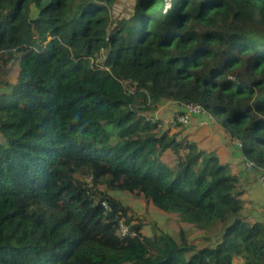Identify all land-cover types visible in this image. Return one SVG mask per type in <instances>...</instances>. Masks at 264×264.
Returning <instances> with one entry per match:
<instances>
[{
  "label": "trees",
  "instance_id": "16d2710c",
  "mask_svg": "<svg viewBox=\"0 0 264 264\" xmlns=\"http://www.w3.org/2000/svg\"><path fill=\"white\" fill-rule=\"evenodd\" d=\"M116 1L0 0V72L17 70L0 78V264H264V221L242 214L251 170L145 114L197 102L263 173L264 0L111 16ZM114 191L218 240L146 235Z\"/></svg>",
  "mask_w": 264,
  "mask_h": 264
},
{
  "label": "rangeland",
  "instance_id": "374dc122",
  "mask_svg": "<svg viewBox=\"0 0 264 264\" xmlns=\"http://www.w3.org/2000/svg\"><path fill=\"white\" fill-rule=\"evenodd\" d=\"M134 0H117L110 11L111 16L125 13L131 10ZM17 74L16 64L9 63L5 67V73L0 72V78L13 82ZM180 103L172 100H161L159 106L152 112H146L147 117L153 121L159 122L162 130L175 131L177 122L176 117L181 110ZM183 124L182 135L189 140L198 143L199 147L206 150L215 151L221 158L222 162L229 164L234 172H242L247 169L251 170L246 176L244 184V208L242 214L249 220L264 221V176L262 173H254L246 162L243 161V155L240 152L239 143H233L231 137L220 123L214 118L203 114L191 116L187 123ZM110 128V127H109ZM111 129V128H110ZM1 139V135H0ZM236 142L238 144H236ZM236 144L237 146H235ZM121 203L131 209L143 223L142 231L146 235L166 232L177 241L180 232L188 237L189 241L198 246L208 243H216L218 240L216 231H204L195 228L192 224L181 219L176 213H165L153 206L150 202L142 198L133 196L127 192H111ZM232 264H244L242 260L235 257Z\"/></svg>",
  "mask_w": 264,
  "mask_h": 264
},
{
  "label": "built area",
  "instance_id": "2783aa9c",
  "mask_svg": "<svg viewBox=\"0 0 264 264\" xmlns=\"http://www.w3.org/2000/svg\"><path fill=\"white\" fill-rule=\"evenodd\" d=\"M181 110L179 112V115L176 117V121L179 122V124L181 123H187L190 119L191 116H195L197 114H207V116H210L205 110L204 108L197 102H187L184 104L180 105ZM239 145H240V141L237 139L236 140ZM236 142V144H238ZM246 165L251 169L252 166L254 165V162L250 159H246L245 160ZM264 176V172L262 173ZM105 205V203H103ZM128 231V228L125 224L120 223V228H119V232L121 235L126 234Z\"/></svg>",
  "mask_w": 264,
  "mask_h": 264
}]
</instances>
